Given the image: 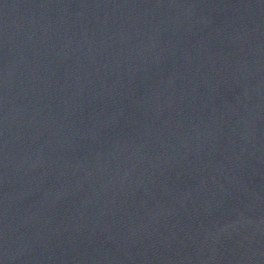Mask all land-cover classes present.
I'll list each match as a JSON object with an SVG mask.
<instances>
[{
  "label": "water",
  "instance_id": "obj_1",
  "mask_svg": "<svg viewBox=\"0 0 264 264\" xmlns=\"http://www.w3.org/2000/svg\"><path fill=\"white\" fill-rule=\"evenodd\" d=\"M0 264H264V0H0Z\"/></svg>",
  "mask_w": 264,
  "mask_h": 264
}]
</instances>
